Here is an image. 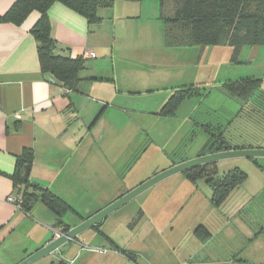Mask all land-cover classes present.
Masks as SVG:
<instances>
[{
    "label": "rangeland",
    "instance_id": "obj_1",
    "mask_svg": "<svg viewBox=\"0 0 264 264\" xmlns=\"http://www.w3.org/2000/svg\"><path fill=\"white\" fill-rule=\"evenodd\" d=\"M171 6L163 14L172 15ZM133 8L135 12L129 13L137 18L124 21L130 26L128 40L117 39V49L126 60L122 61L124 71L119 73L118 98L107 87V91L95 90L92 95L115 100L124 109L119 113L115 102L110 109L105 103H97L98 115L107 111L98 134L110 127L114 131L121 127L124 134L122 138L114 136L110 144L124 150L119 169L123 189L130 192L160 173L205 154L210 134L204 125L214 132L222 130L232 147L264 150V128L240 116L239 102L227 95L225 87L242 79H262L259 95L264 99V46L244 47L236 57L230 46H166L160 0H144ZM192 86L202 88L200 95L185 101L176 116L159 114L174 91ZM113 91L117 92L116 86ZM213 169L215 173L210 174L214 178L235 170L246 177L220 206L212 201L207 176L193 181L182 172L115 211L110 219L112 226L106 220L100 227L113 231L114 227L131 229L142 224L148 233L153 228L150 240L162 250L161 258L151 264H182L185 258L197 264L206 252L218 258L231 255L229 264H240L241 259L264 264V157L224 159L214 162ZM114 187L105 178L98 180L96 201L81 198L79 209L85 215L98 211L114 195ZM199 226H208L214 236L198 256L200 242L194 232ZM122 232L126 233L121 230L119 237L125 239ZM255 234L261 238L254 246Z\"/></svg>",
    "mask_w": 264,
    "mask_h": 264
},
{
    "label": "crops",
    "instance_id": "obj_2",
    "mask_svg": "<svg viewBox=\"0 0 264 264\" xmlns=\"http://www.w3.org/2000/svg\"><path fill=\"white\" fill-rule=\"evenodd\" d=\"M143 1L117 0L112 8L99 10L101 22L93 25L62 3L50 8L57 54L73 59L82 57L85 62L78 91L74 92L42 73L38 43L31 34L40 14L33 12L21 25L4 22L2 18L16 0H0V264H19L51 242L56 232L79 226L129 193L123 189L119 172L123 147L110 146L114 136H124L121 127L116 131L112 127L110 130L102 128L101 134L97 131L98 127H103L101 123L107 114V111L97 114L98 104L105 103L110 109L116 101L105 97L96 99L92 95L95 90L107 91V87L115 99L118 98L119 73L124 71L122 61L126 60L117 49V39L119 42L128 40L130 26L124 21L137 18L129 12H135L133 7ZM139 16H142L141 11ZM163 34L168 46L165 25ZM90 52L95 56L88 57ZM114 86L117 92L113 91ZM121 106L114 104L119 113L124 110ZM25 150L34 152L30 182L62 198L76 213L68 212L59 218L40 200L26 213L7 201L9 196L17 195L20 188L16 186L14 175L18 158ZM104 178L115 186L114 195L106 201L107 205L85 215L79 209V199L92 198L95 202L94 188L97 181ZM111 215L103 223L107 220L112 226ZM59 222L62 225H58ZM141 225L131 229L114 227L113 231L100 226L97 230L94 226L62 249V259L47 256L49 258L36 264H151L161 258L162 249L150 240L154 229L148 233ZM206 227L212 238L214 231ZM117 230L125 231L122 233L126 238L119 237L120 232L116 235ZM224 232L225 229L221 230V234ZM254 237L252 245L255 246L261 237L257 234ZM210 239H198V256L207 249ZM223 256L218 258L206 252L197 264H229L231 255ZM185 262L182 264H190L187 258ZM240 264L255 263L241 259Z\"/></svg>",
    "mask_w": 264,
    "mask_h": 264
},
{
    "label": "trees",
    "instance_id": "obj_3",
    "mask_svg": "<svg viewBox=\"0 0 264 264\" xmlns=\"http://www.w3.org/2000/svg\"><path fill=\"white\" fill-rule=\"evenodd\" d=\"M116 1L16 0L2 20L21 25L33 12H38L40 18L31 34L38 43L42 73L52 76L66 89L75 92L78 91L81 82L80 73L84 70L85 62L82 57L73 59L57 54L58 46L52 38L49 10L55 3H62L84 16L89 24L93 25L101 22L99 10L112 8ZM170 4L172 15L163 14V10ZM160 7L162 9L160 18L165 25L166 43L170 47L230 46L233 48V56L236 57L244 47L264 46V0H160ZM261 83L262 79L247 78L227 83L225 87L227 95L239 102L240 116L264 128V99L259 95ZM201 89L192 86L174 91L159 114L164 117L176 116L181 105L199 96ZM203 127L210 137L205 154L199 156L245 150L244 147H232L222 130L214 132L210 126ZM33 162V150H25L18 158L17 171L14 175L16 186L20 187L17 196L23 198V211L30 213L34 203L40 200L59 218L68 212L76 213L68 203L50 190L32 184L30 180H24L25 168L31 169ZM213 168L214 163H210L187 170L185 174L193 181L207 176V184L213 194L212 201L216 206H220L245 182L246 177L239 170H235L220 178H214L210 174L215 173ZM58 225H62L61 222ZM95 228L99 230L100 227L95 226ZM63 231L67 233L70 228L65 227ZM194 233L200 241L211 238L210 232L204 226H199Z\"/></svg>",
    "mask_w": 264,
    "mask_h": 264
},
{
    "label": "water",
    "instance_id": "obj_4",
    "mask_svg": "<svg viewBox=\"0 0 264 264\" xmlns=\"http://www.w3.org/2000/svg\"><path fill=\"white\" fill-rule=\"evenodd\" d=\"M264 157V150L260 149H246V150H232L228 152L216 153L204 157H198L195 160H191L180 165H177L165 172L160 173L154 178L150 179L146 183L132 190L116 202L112 203L95 216L86 220L79 226L72 228L69 232L64 233L59 239H53L49 242L45 247L36 251L34 254L30 255L26 259H24L19 264H36L47 256H52L56 259H62V249L68 246L71 242L75 241V239L86 230L94 227L100 226L103 221L110 216L112 213L120 209L122 206L126 205L128 202L136 198L138 195L156 185L157 183L163 181L164 179L185 172L187 170L193 169L195 167H199L202 165L214 163L216 161L231 159V158H259ZM30 177V168L26 167L24 172V180L28 181Z\"/></svg>",
    "mask_w": 264,
    "mask_h": 264
},
{
    "label": "built area",
    "instance_id": "obj_5",
    "mask_svg": "<svg viewBox=\"0 0 264 264\" xmlns=\"http://www.w3.org/2000/svg\"><path fill=\"white\" fill-rule=\"evenodd\" d=\"M88 57H94L95 54L90 52L87 54ZM7 201L11 204H13L17 209L22 210L23 211V198L22 196H17V195H11L8 197ZM64 233L62 232H56L55 233V239H59L61 236H63Z\"/></svg>",
    "mask_w": 264,
    "mask_h": 264
},
{
    "label": "bare ground",
    "instance_id": "obj_6",
    "mask_svg": "<svg viewBox=\"0 0 264 264\" xmlns=\"http://www.w3.org/2000/svg\"><path fill=\"white\" fill-rule=\"evenodd\" d=\"M54 238V237H53Z\"/></svg>",
    "mask_w": 264,
    "mask_h": 264
}]
</instances>
